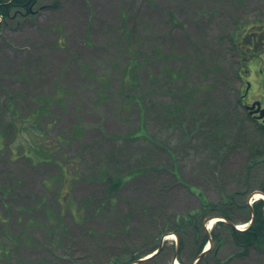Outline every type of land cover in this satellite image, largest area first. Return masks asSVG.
<instances>
[{"label": "rangeland", "instance_id": "1", "mask_svg": "<svg viewBox=\"0 0 264 264\" xmlns=\"http://www.w3.org/2000/svg\"><path fill=\"white\" fill-rule=\"evenodd\" d=\"M25 12L0 23V264H188L203 235L184 227L179 251L178 215L233 197L249 223L238 206L262 195L264 163L250 166L264 134L238 99L246 80L264 96V54L246 76L230 37L264 24V0H38ZM213 220L203 263L264 264ZM130 251L144 256L130 263Z\"/></svg>", "mask_w": 264, "mask_h": 264}, {"label": "trees", "instance_id": "2", "mask_svg": "<svg viewBox=\"0 0 264 264\" xmlns=\"http://www.w3.org/2000/svg\"><path fill=\"white\" fill-rule=\"evenodd\" d=\"M38 0H0V20H7V19H11L13 14L12 12L14 11H21V12H25V13H31V7L37 5ZM53 7L58 6L57 1H55L54 3L51 4ZM257 25V24H256ZM263 24H259V26H262ZM236 30L234 31L233 35L230 37L232 45H233V50L236 51V53L238 55L241 56V63L242 65H247L249 62V59H251V57H255V55L253 54L252 48L254 47V51L255 53H259L261 51V49H264V47H261V49H258L257 47L261 46L262 44L264 45V27L261 28L260 31H258V29L252 31L249 27L248 28H244V27H236ZM259 51V52H258ZM177 105H165V109L167 111H169V113H175V112H180L181 108ZM215 121L217 122V119H215ZM217 127V126H216ZM215 129V128H214ZM222 127L218 126L216 128V132L217 131H221ZM147 137H150L149 134H146ZM261 150H257L255 151L253 156V165H251V169H253L257 164H262L264 163V160H260L261 157H263L264 153H261ZM257 156V157H255ZM125 177H116L113 180H110L109 182L110 184V188L114 189L116 187H119L123 184ZM257 189V188H256ZM258 190L261 191L264 195V181H262V184L259 185ZM243 192L241 195H244ZM235 198L233 197H227L224 198V200L221 203H211L207 200H203V207L200 209H197V211L193 212L190 211L188 213L185 214H181L178 215L177 219L174 220L176 222V224H178V228H170L169 233L170 232H174L178 235L179 237V251H182V249L184 248V239L181 235V232H185L186 230L184 229V227H199L202 235H203V239L202 242L200 244V246L198 247L194 255V259L197 257V255H199L202 251V249H204L205 245L208 243V239H210L209 235L207 234L206 228L203 225V221H205L206 218H211L213 216H222L224 218H226L227 220H231L233 223L237 222L235 221L234 217V210H236L235 207ZM235 208H234V207ZM242 211L245 209H248L251 213V216L253 217V222L248 225V227H246L245 229L242 230H238L236 228H233L230 224L224 222V221H218V224H222L225 225V227L228 229L229 233H230V239H232L234 241V243L236 244V246L238 247V249H240V251L238 252V256H245L248 255L252 250H257V251H262L264 252V199H258L256 201L253 202L252 205H250L248 203V201H245L244 204L241 206H238ZM212 209L218 210V212L214 215H206V213L204 212H209ZM250 216V217H251ZM251 217V218H252ZM205 218V219H204ZM250 218V219H251ZM249 221V220H248ZM169 224H173L172 222ZM168 224V225H169ZM171 226V225H169ZM172 227V226H171ZM199 230H197L196 232V236H199L198 233ZM164 234V233H163ZM218 235L215 234L214 228L211 231V240L214 241L215 238H217ZM199 239V237L197 238ZM221 242H219L218 245H220ZM131 252V253H130ZM130 263L133 262L134 260L144 256V255H140V256H135L133 253V251H130ZM180 260V262H182L181 258H178ZM202 258H200V260L198 261V264H208V263H203ZM202 260V261H201Z\"/></svg>", "mask_w": 264, "mask_h": 264}, {"label": "flooded vegetation", "instance_id": "3", "mask_svg": "<svg viewBox=\"0 0 264 264\" xmlns=\"http://www.w3.org/2000/svg\"><path fill=\"white\" fill-rule=\"evenodd\" d=\"M250 83L247 81L246 86L243 90V92L240 94V99L242 102V106L246 109L249 118L254 121V123H256L258 126H260L263 130H264V119H257L256 116H259V113H255V114H249V110H247V106H251L254 104V102H260V107L264 108V96L260 95V97H258L257 94H255L256 92L254 91H250L251 87H250ZM264 93V91L262 92ZM259 107V105H256L255 108Z\"/></svg>", "mask_w": 264, "mask_h": 264}, {"label": "water", "instance_id": "4", "mask_svg": "<svg viewBox=\"0 0 264 264\" xmlns=\"http://www.w3.org/2000/svg\"><path fill=\"white\" fill-rule=\"evenodd\" d=\"M253 107H254V106L249 107V108L252 110ZM255 111H256V112L261 111V114H260V116H259L260 118L264 116V109L261 110V109L259 108L258 110L256 109V110H254V111H250V112L253 113V112H255ZM229 223H230L232 226H234L235 228L237 227L235 224H233V223H231V222H229ZM162 245H163V242L161 241L158 250H157L156 252H154L155 254L161 250ZM206 251H207V250H206ZM204 252H205V251H204ZM176 254H177V253H176ZM176 254H175V257H176ZM150 257H151V256H150ZM150 257H149V258H150ZM143 260H145V259H140L139 262H140V261H143Z\"/></svg>", "mask_w": 264, "mask_h": 264}, {"label": "bare ground", "instance_id": "5", "mask_svg": "<svg viewBox=\"0 0 264 264\" xmlns=\"http://www.w3.org/2000/svg\"><path fill=\"white\" fill-rule=\"evenodd\" d=\"M258 196H261L260 194H257ZM212 221H214V220H212ZM214 222H212V224H213ZM243 226H245V224H243V225H239V228H243ZM176 264H179V262H175Z\"/></svg>", "mask_w": 264, "mask_h": 264}]
</instances>
